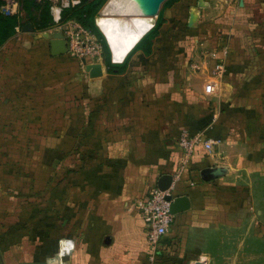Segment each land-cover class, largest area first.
<instances>
[{"label":"crops","instance_id":"1","mask_svg":"<svg viewBox=\"0 0 264 264\" xmlns=\"http://www.w3.org/2000/svg\"><path fill=\"white\" fill-rule=\"evenodd\" d=\"M21 17L0 46V264H192L227 225L256 233L264 0H179L157 17L151 54L138 42L110 74L93 35L79 54L52 56L54 35L68 46L61 27ZM182 131L211 150L185 159ZM162 176L189 208L154 253L139 204Z\"/></svg>","mask_w":264,"mask_h":264},{"label":"built area","instance_id":"2","mask_svg":"<svg viewBox=\"0 0 264 264\" xmlns=\"http://www.w3.org/2000/svg\"><path fill=\"white\" fill-rule=\"evenodd\" d=\"M39 7L47 6L48 13L53 23L62 22L63 12L71 8V0H32ZM0 11L3 15L9 17L22 16L21 0H2ZM77 28V33L72 30L65 29V36L68 40V52L79 54L85 48L82 41V35L87 32L76 22L70 21ZM18 30V28H16ZM85 53H92L90 48ZM212 74L216 78H222L224 75V65L216 64L212 70ZM202 145L205 151H210L213 146L212 141H203L201 137L191 136L187 131H182L178 138V146L182 151L183 157L187 159L194 149ZM168 193L161 192L157 189L149 193L148 197L139 204V214L145 227V239L149 249L153 252L159 245L162 238L166 235L173 215L170 213L171 202L166 201L165 197ZM195 264H205L203 260L197 261Z\"/></svg>","mask_w":264,"mask_h":264},{"label":"rangeland","instance_id":"3","mask_svg":"<svg viewBox=\"0 0 264 264\" xmlns=\"http://www.w3.org/2000/svg\"><path fill=\"white\" fill-rule=\"evenodd\" d=\"M1 1L2 0H0V2ZM92 1L93 0H71V8L80 6L84 2L91 3ZM106 1L107 0H105V2ZM35 14L39 15L40 12L37 10ZM97 17L98 14L94 17V26L97 31L101 34L99 29L95 25V19ZM70 21L71 20L69 19L65 21L62 20V22L58 24L51 22L48 24V30H51V33H55L56 29L61 27L62 34L64 35H66V28L67 30H72L74 33H77V28H74L73 24H68ZM57 31H59V29H57ZM95 40L97 42L96 44L98 46V49L102 53L103 58L108 55L110 60L111 55L109 49L108 52H105L103 50L102 45L97 41L96 38ZM260 190L261 192L257 194L256 200L257 212H259L258 217L256 219V233L248 234L246 230L236 231L235 229L233 230L230 225H227L224 230L225 232L223 235V242L221 243V240L220 243L218 242L217 250L215 248L209 247V245H205L207 243H203L202 246L204 249H201V251H199L195 255L196 257L193 260L192 264H195L199 260H203L205 264H264V193L262 192L263 186L260 187ZM153 252L155 253L156 249Z\"/></svg>","mask_w":264,"mask_h":264},{"label":"trees","instance_id":"4","mask_svg":"<svg viewBox=\"0 0 264 264\" xmlns=\"http://www.w3.org/2000/svg\"><path fill=\"white\" fill-rule=\"evenodd\" d=\"M179 0H167L161 10L168 7ZM105 0H93L91 3H82L80 6L67 9L63 12L62 20H71L78 23L85 31L93 35L97 41L102 45L103 50L108 52V46L104 41L102 35L97 31L94 26V17L99 14V11L105 4ZM1 6V3H0ZM21 10L27 14V22H35L38 29L48 28V24L51 23V19L48 13L47 6L39 7L32 0H21ZM37 10L40 12L39 15L35 14ZM160 15V14H159ZM158 15V17H159ZM24 16V14H23ZM99 16V15H98ZM24 17H9L5 16L0 11V46L15 34V28L21 25ZM161 20L157 19L153 28L142 37L138 43L137 48H140L145 55L151 54L152 41L157 35L160 27ZM108 55L104 57V62L107 68V72L113 73L114 70L110 66Z\"/></svg>","mask_w":264,"mask_h":264},{"label":"bare ground","instance_id":"5","mask_svg":"<svg viewBox=\"0 0 264 264\" xmlns=\"http://www.w3.org/2000/svg\"><path fill=\"white\" fill-rule=\"evenodd\" d=\"M121 5L120 1L112 0L104 10L103 16L95 19V25L105 39L113 64L122 63L126 55L156 23V18L126 17L124 14L128 11ZM121 25L125 29L117 32Z\"/></svg>","mask_w":264,"mask_h":264},{"label":"water","instance_id":"6","mask_svg":"<svg viewBox=\"0 0 264 264\" xmlns=\"http://www.w3.org/2000/svg\"><path fill=\"white\" fill-rule=\"evenodd\" d=\"M112 0H107L99 11V16H103L104 10L110 4ZM122 3V8L127 12L124 14L127 16L134 17H146V18H156L159 15V12L163 4L167 0H118ZM116 16L117 14H112ZM25 32H30L31 25L26 24L22 28ZM56 39L50 42V51L52 56H60L67 52L65 39L61 34L54 35ZM222 169H205L201 172V178L203 181H211L215 178H218L222 175ZM172 177L162 176L158 181V190L161 192H167L171 185ZM166 201L171 202L170 213L174 216L176 214L182 213L189 208V202L185 197L174 198L171 195L167 194L165 197Z\"/></svg>","mask_w":264,"mask_h":264}]
</instances>
